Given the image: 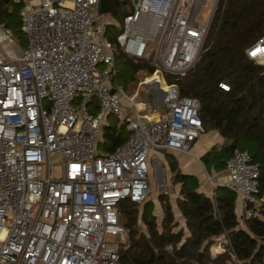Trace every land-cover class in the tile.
Masks as SVG:
<instances>
[{
    "label": "built area",
    "instance_id": "obj_1",
    "mask_svg": "<svg viewBox=\"0 0 264 264\" xmlns=\"http://www.w3.org/2000/svg\"><path fill=\"white\" fill-rule=\"evenodd\" d=\"M124 1L134 8L117 42L106 37L101 0L27 2V49L12 59L0 54V264H119L130 229L118 207L149 198L151 151L187 152L205 133L200 100L183 95L175 79L200 59L220 0ZM117 48L152 63L155 71L138 85H157L159 102L115 85ZM248 56L264 62V36ZM112 114L129 134L101 154ZM225 171L208 179L230 187L249 216L259 165L237 149ZM225 243L217 238L212 255L225 252Z\"/></svg>",
    "mask_w": 264,
    "mask_h": 264
},
{
    "label": "trees",
    "instance_id": "obj_2",
    "mask_svg": "<svg viewBox=\"0 0 264 264\" xmlns=\"http://www.w3.org/2000/svg\"><path fill=\"white\" fill-rule=\"evenodd\" d=\"M10 1L0 0V22L26 44L21 19L10 20L15 16ZM112 4L110 0V8ZM263 36L264 0H220L200 59L186 76L175 79L183 95L200 100L205 131L218 130L227 139L222 149L215 147L202 157L209 172L222 171L235 150L251 148L249 153L260 167L255 196L260 206H251L253 213L244 217L246 225L241 226L237 194L227 186L217 187L214 198L199 191L198 178L183 173L176 157L169 154L172 180L181 184L176 204L189 234L179 228L173 204L164 193L159 196L163 220L157 221L153 209L148 210L152 203H147L142 214L145 229L139 226L140 205L121 201L120 221L130 229V243L121 249L119 264H264V215L257 213L264 208V62L248 56L249 47ZM117 50L119 56L124 54ZM125 56L134 68H145L150 75L155 71L147 61ZM124 129L126 124L117 122L104 127L99 149L105 153L101 154L127 139L129 132L124 134ZM219 237L226 238V251L213 256L210 247Z\"/></svg>",
    "mask_w": 264,
    "mask_h": 264
},
{
    "label": "rangeland",
    "instance_id": "obj_3",
    "mask_svg": "<svg viewBox=\"0 0 264 264\" xmlns=\"http://www.w3.org/2000/svg\"><path fill=\"white\" fill-rule=\"evenodd\" d=\"M10 6L12 9L15 10V13H16L14 17L15 21L20 20V19L23 20L22 17L20 16L22 6L17 5L14 1H10ZM133 8L134 7L131 1L125 2L124 0H113V4L111 8L109 7V11L102 13L104 20L108 23V28H107V33H106L107 38H110L114 40L115 42H117V37L123 29L124 17ZM21 24H23V21H21ZM116 64H117L118 73L115 77V85L123 87L128 96L138 94L139 96L137 99L145 101L147 103L159 102L161 100V96L163 92L160 89H158L157 85L149 84V85H144L141 88H139L140 86L138 85V82L143 77L151 76L145 68L143 69L134 68L132 59H130L129 57H126L124 54H121L120 56L118 54L116 58ZM148 65L153 66L151 62H148ZM107 119L109 120V123L111 124L117 122L116 116L113 114L109 115ZM124 134H128V130L124 129ZM224 143H225V140H224ZM220 149H222V145L217 144L216 150H220ZM250 149L251 148L249 147L245 148V150L248 152ZM99 152L105 153V151L102 148L99 149ZM150 155L153 157H157L158 154L153 153V151H151ZM153 157L151 158V172H152L151 174L153 178V185L151 183L150 196L153 195V197L159 199L160 194L164 193V198L166 196L168 197L171 203H176V200L180 196V183L176 184L172 180L173 173H172L170 164L168 161L166 162L164 157L158 156L156 159H154ZM61 161H62V156L60 154L53 156L52 158V162L55 164V173L57 176L61 175V172H62ZM211 171H213V168L211 169ZM256 199L257 198L255 197V200ZM154 205L155 203H152L151 205H149L148 210L154 209ZM252 208L250 207L249 209L250 214L253 213ZM242 211L239 213V215L240 214L242 215ZM244 217L246 216L244 215ZM244 217L242 216L241 218V221H240L241 226L246 225ZM120 245L122 248L125 247L123 243H120Z\"/></svg>",
    "mask_w": 264,
    "mask_h": 264
},
{
    "label": "crops",
    "instance_id": "obj_4",
    "mask_svg": "<svg viewBox=\"0 0 264 264\" xmlns=\"http://www.w3.org/2000/svg\"><path fill=\"white\" fill-rule=\"evenodd\" d=\"M11 1H14L15 3H17V5L22 6V9L27 5V2H30L32 4L38 3V0H22L21 2L17 0H11ZM9 9L12 10V12L14 11V9L11 8L10 4H9ZM14 17H11L10 20H15ZM3 28H9V27H7L5 23L0 22V54L7 59H12L17 55H20L27 49L28 40L26 44H23L21 39L15 35L12 29L9 28L11 30V33L7 34L4 32ZM161 111H163V108H161ZM223 142H224V138L218 130H209V131H205V133H203L197 139V141L194 143V145L191 147L189 151L187 152L170 151L171 155H174L176 157L178 165H179V169L185 174H193L197 176V178L199 179V183H200L198 190L201 192H204L205 194H207L208 196L212 198H214L217 189L212 184V182L208 179V175L218 174V175L224 176L226 175V171L224 168L222 171L217 172L213 168V171H211L212 173L209 172L205 164L202 161V157L207 152L215 148L217 144H221ZM157 154H158L157 157L158 156L164 157L166 162L168 161L167 159L168 155H165L160 152ZM157 157H153V158L156 159ZM151 173H150V181L153 185V178H152ZM180 190H181V184H180ZM147 203H155L152 213L153 215L156 216L157 221L159 223H161L164 217V211H163L162 204L160 203L159 199L153 197V195L149 196V198L143 204L140 205L141 209H140V214H139V226L142 229L146 228V225L142 221V214H143L144 208ZM236 203H237L236 211L241 221V218L243 216L242 204L238 199ZM260 203L261 201L259 199H256L254 205L259 207ZM172 204H173V211L175 215V221L179 223V228H184V231L187 232L186 234H189V230L186 226V222L182 215V212L180 211L176 203H172ZM263 210L264 208H261L260 210L257 211V213L263 216L264 215ZM241 211H242V215L241 214L239 215Z\"/></svg>",
    "mask_w": 264,
    "mask_h": 264
},
{
    "label": "water",
    "instance_id": "obj_5",
    "mask_svg": "<svg viewBox=\"0 0 264 264\" xmlns=\"http://www.w3.org/2000/svg\"><path fill=\"white\" fill-rule=\"evenodd\" d=\"M109 2H110V0H101V7H100V12L101 13H105V12L109 11V7H110ZM112 92H115V89H112ZM225 143H227V139H225ZM158 151L160 153L165 154V155L171 154V152L168 151L166 148H159ZM251 206H253V203H251L249 205V207H251ZM263 213H264V210H263ZM201 256H202V252L199 253L198 259H200Z\"/></svg>",
    "mask_w": 264,
    "mask_h": 264
},
{
    "label": "bare ground",
    "instance_id": "obj_6",
    "mask_svg": "<svg viewBox=\"0 0 264 264\" xmlns=\"http://www.w3.org/2000/svg\"><path fill=\"white\" fill-rule=\"evenodd\" d=\"M155 76H156V75H155ZM158 78H160V76H159Z\"/></svg>",
    "mask_w": 264,
    "mask_h": 264
}]
</instances>
